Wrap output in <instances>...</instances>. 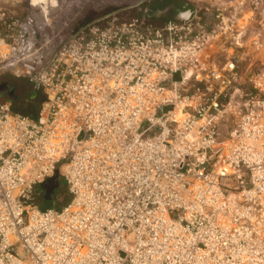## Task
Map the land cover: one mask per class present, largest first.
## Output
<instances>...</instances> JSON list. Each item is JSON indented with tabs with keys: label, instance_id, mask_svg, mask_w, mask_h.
<instances>
[{
	"label": "built area",
	"instance_id": "2783aa9c",
	"mask_svg": "<svg viewBox=\"0 0 264 264\" xmlns=\"http://www.w3.org/2000/svg\"><path fill=\"white\" fill-rule=\"evenodd\" d=\"M212 2L1 14L0 75L45 100L0 102V264H264V0Z\"/></svg>",
	"mask_w": 264,
	"mask_h": 264
},
{
	"label": "rangeland",
	"instance_id": "374dc122",
	"mask_svg": "<svg viewBox=\"0 0 264 264\" xmlns=\"http://www.w3.org/2000/svg\"><path fill=\"white\" fill-rule=\"evenodd\" d=\"M6 1L7 0H5V2ZM73 1L74 0H67V3L69 4V9H68L69 12L67 13L69 14L73 13L72 12ZM190 1L195 5L198 11L201 12V14H206L207 10L209 9V6L213 3L212 2L213 0H190ZM16 2L17 3L15 6V9L12 8V11H15L16 17H22L29 8V2L28 0H17ZM111 2H112V5H108V7H106L105 10L100 11V12L89 11L88 7H85L87 11L85 12V18H82L81 22L92 20L98 17L99 15H104V14H118V15H125V16L140 14L139 9H141V7L144 9L148 5H149L148 9L155 16L156 13L158 12L157 9L159 7H162L165 4L163 0H162L163 4L159 0H111ZM57 5H59V7L56 8L57 12H55V14L56 13L59 14L60 13L59 11L62 8L60 4H57ZM7 6L8 4L5 5L4 1L0 2V7H7ZM153 20L157 25H162L166 21L171 20V19L168 18V19H162L160 21H157L154 17ZM24 80L25 79H17L9 74H4V75L2 74L0 75V90L2 91L6 88L10 89L11 87V90H15L16 94L21 96L23 95V92H24V88L22 84ZM32 101L33 102H29V105L27 106L24 105L25 107L21 106L19 102H17L15 103L14 110L17 111L16 110L17 108L18 112L22 111L21 113L24 112L25 114L27 113L33 118H36V116L39 115L40 109L44 103V99L42 101L40 100H32ZM57 183H58V188L55 190L54 194L51 196L50 199L45 198V193L41 189L42 198L37 201V204L40 210L45 211L49 209H58L61 206L59 203L55 202L54 197L56 196V194L62 191V189L66 186V182L59 175L57 178Z\"/></svg>",
	"mask_w": 264,
	"mask_h": 264
},
{
	"label": "crops",
	"instance_id": "0c3cea01",
	"mask_svg": "<svg viewBox=\"0 0 264 264\" xmlns=\"http://www.w3.org/2000/svg\"><path fill=\"white\" fill-rule=\"evenodd\" d=\"M159 1L162 2V0H159ZM163 2L167 3V4L168 3L172 4L171 2L177 4L176 7L180 9L179 12L182 13L181 11H183L182 14L179 13L180 15L179 14H178L179 16L177 15L179 17V19H181V20H184L182 18L189 17V14L187 12H184V11H186L187 9L194 10V8H196L195 5L190 0H163ZM163 2H162V4H163ZM169 8H175V5L173 4V5H171V7L169 6ZM22 84H23L24 92H23V95H21V96L17 95L15 90H11V87H10V89L6 88L2 91L0 90V102L10 101L13 103V105L15 107V103H17V102H19V104L21 106H24V105L27 106V105H29V102H33L32 100H40V101L43 100L42 93L36 92L34 90L33 86L26 79L24 80V82H22ZM16 110L18 111L17 108H16Z\"/></svg>",
	"mask_w": 264,
	"mask_h": 264
},
{
	"label": "flooded vegetation",
	"instance_id": "af4514ba",
	"mask_svg": "<svg viewBox=\"0 0 264 264\" xmlns=\"http://www.w3.org/2000/svg\"><path fill=\"white\" fill-rule=\"evenodd\" d=\"M2 1H4V3H5V5L6 4H8V6L7 7H0V16H1V14L2 13H5L7 16H10L11 15V13H12V8L13 9H15V6H16V3H13L12 1H14L15 2V0H7L6 2H5V0H0V2H2ZM10 3H12L13 5H15V6H13V5H11ZM172 4H170V3H165L164 5H163V7H159L157 10H158V12L156 13V15L154 16L155 17V19L157 20V21H160V20H162V19H176V20H181V19H179V15L180 14H182L183 13V11H181L182 13H180L179 12V8H177L176 6H177V4H175V3H173V2H171ZM175 5V8H169V6L171 7V5ZM165 6V7H164ZM184 12H187L188 14H189V17H187V18H182V19H189V18H192L193 16H198V15H200L201 14V12L200 11H198V9L197 8H194V10H191V9H187L186 11H184ZM180 13V14H179ZM179 14V15H178ZM178 15V16H177ZM39 93H41V92H39ZM13 108H15L14 107V105H13Z\"/></svg>",
	"mask_w": 264,
	"mask_h": 264
},
{
	"label": "bare ground",
	"instance_id": "6f19581e",
	"mask_svg": "<svg viewBox=\"0 0 264 264\" xmlns=\"http://www.w3.org/2000/svg\"><path fill=\"white\" fill-rule=\"evenodd\" d=\"M17 1V0H15ZM105 1H108V0H104ZM29 2V8L28 10L26 11V13L22 16L24 17L26 14H28L29 12H33L36 16L40 17L41 15L43 14H47L48 18L50 19V16L48 15V12L53 8L55 9L56 11V8L59 7V5L57 4H60L61 7L63 8V12L66 13L69 9V4L67 3V0H28ZM39 10H41L42 12L39 13ZM12 15L10 16H14L16 15L15 14V11H12L11 13ZM22 17H18V18H22ZM12 76V75H11ZM14 77V76H13ZM24 79V78H23ZM24 114V113H22ZM26 116H29V117H32L30 116L29 114H24ZM38 116H36L37 118ZM33 118V117H32ZM34 118V119H36ZM58 184H56L57 186ZM56 188V187H55ZM52 190V189H51ZM49 190V191H51ZM47 195V193H46ZM46 195H45V198H46ZM51 195H52V192L50 194V198H51ZM49 198V199H50ZM47 199V198H46Z\"/></svg>",
	"mask_w": 264,
	"mask_h": 264
},
{
	"label": "water",
	"instance_id": "95a60500",
	"mask_svg": "<svg viewBox=\"0 0 264 264\" xmlns=\"http://www.w3.org/2000/svg\"><path fill=\"white\" fill-rule=\"evenodd\" d=\"M12 2H13V3H17L16 1H15V2L12 1ZM19 2H20V1H19ZM10 4H12V3H10ZM12 5H13V4H12ZM13 6H15V5H13ZM55 180H56V177H54L51 181L54 182ZM55 187H58V186H56V184H55ZM52 191H53V190L47 192V195H46V198H47V199L50 198V194H51Z\"/></svg>",
	"mask_w": 264,
	"mask_h": 264
},
{
	"label": "trees",
	"instance_id": "16d2710c",
	"mask_svg": "<svg viewBox=\"0 0 264 264\" xmlns=\"http://www.w3.org/2000/svg\"><path fill=\"white\" fill-rule=\"evenodd\" d=\"M42 96H43V94H42ZM43 99L45 100V97L43 96Z\"/></svg>",
	"mask_w": 264,
	"mask_h": 264
}]
</instances>
